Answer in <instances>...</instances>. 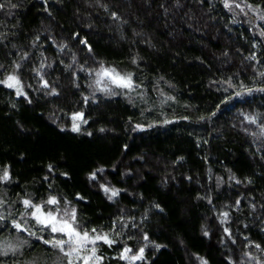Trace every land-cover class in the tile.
Here are the masks:
<instances>
[{
	"label": "trees",
	"instance_id": "obj_1",
	"mask_svg": "<svg viewBox=\"0 0 264 264\" xmlns=\"http://www.w3.org/2000/svg\"><path fill=\"white\" fill-rule=\"evenodd\" d=\"M24 200L112 241L88 264H264V23L225 0H0V264H68Z\"/></svg>",
	"mask_w": 264,
	"mask_h": 264
},
{
	"label": "snow or ice",
	"instance_id": "obj_2",
	"mask_svg": "<svg viewBox=\"0 0 264 264\" xmlns=\"http://www.w3.org/2000/svg\"><path fill=\"white\" fill-rule=\"evenodd\" d=\"M102 76L110 77L114 83H116L118 86L123 87V88H128L131 89L133 87L132 84V77L131 74H128L127 76H121L119 73H115V70H110V69H103L102 73L100 74ZM99 83V81H98ZM18 84V80L14 76H9L8 77V82L7 86L8 87H14ZM18 95L21 94L20 91L17 93ZM81 117V114H76L74 116V120L79 119ZM73 130H79V125L75 124L73 125ZM3 179H7V173L5 172L4 176L2 177ZM112 195H116V192H113ZM24 205L26 207L31 206L34 207V211L31 213L32 217H34L37 221V223L43 225L44 227H50L51 232L53 233H63L65 234L68 239H53L51 241L45 240V244H51L54 248L60 249L62 252L64 251V246L65 245H70L69 251L64 252V255L69 257L68 264H73V259L72 257L75 256V259H81L80 257V252L83 250L88 243L95 244L96 241L98 240H103L106 243H112V241H109L107 236H95L94 238H90L88 232H83L81 233L78 231L72 223L69 222V220L66 219H61L58 220L56 215H53L52 212L44 213L42 211V206L39 205H32L30 200H24L23 201ZM46 203L48 204H56L57 200L55 198H50ZM71 220L75 221V210H73L70 213ZM3 217H0V220H2ZM14 227L17 230L21 229L20 224H14ZM95 232V229L92 230ZM8 250H13L11 249L10 246L6 248L3 252H0V254L7 255ZM127 251V250H126ZM141 256L143 254V249L140 250ZM141 256L135 257V259H140ZM97 259L99 260V257H96L95 255V249L93 248L91 250V255L90 256H84V264H88V261L91 259Z\"/></svg>",
	"mask_w": 264,
	"mask_h": 264
},
{
	"label": "rangeland",
	"instance_id": "obj_3",
	"mask_svg": "<svg viewBox=\"0 0 264 264\" xmlns=\"http://www.w3.org/2000/svg\"><path fill=\"white\" fill-rule=\"evenodd\" d=\"M227 7L230 12H232L236 17L241 18L244 17L248 19L250 22H252L255 26L260 25L262 22L264 23V12H262L259 9L252 8L248 5H246L242 0H225ZM103 69H110L113 70L111 67H102V66H97L95 71H94V76H95V83L102 85L104 87H120L116 83L112 81L110 77L102 76L100 75L102 73ZM115 73H117L115 71ZM99 81V83H98ZM8 82V80H7ZM15 87V86H14ZM58 219V218H57ZM59 220V219H58ZM63 235V239L67 240L68 237L61 233ZM92 243H88L85 248L88 247ZM70 247V245H67ZM82 251V250H81ZM80 255V254H79ZM87 256V255H86ZM81 258L84 256L81 254Z\"/></svg>",
	"mask_w": 264,
	"mask_h": 264
}]
</instances>
